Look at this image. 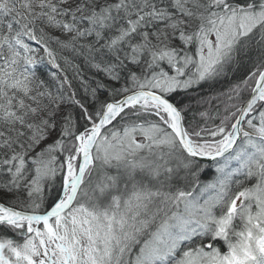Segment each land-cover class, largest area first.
<instances>
[{
	"label": "snow or ice",
	"instance_id": "1",
	"mask_svg": "<svg viewBox=\"0 0 264 264\" xmlns=\"http://www.w3.org/2000/svg\"><path fill=\"white\" fill-rule=\"evenodd\" d=\"M0 264H264V0H0Z\"/></svg>",
	"mask_w": 264,
	"mask_h": 264
}]
</instances>
